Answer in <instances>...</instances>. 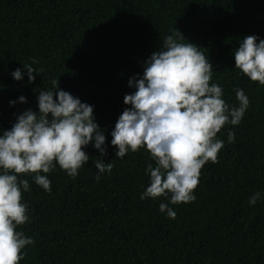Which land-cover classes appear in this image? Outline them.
<instances>
[{"label": "trees", "instance_id": "1", "mask_svg": "<svg viewBox=\"0 0 264 264\" xmlns=\"http://www.w3.org/2000/svg\"><path fill=\"white\" fill-rule=\"evenodd\" d=\"M173 31L209 59V83L222 86L229 105L238 106L237 87L250 103L238 125L217 133L224 141L217 161L201 168L194 201L169 204L176 211L170 219L159 210L167 197L140 199L150 183L146 165L155 166L148 152L117 158L110 141L129 107L124 95L134 91L129 77L142 74L145 59ZM249 34L264 38V0H0V134L26 109L38 111V90L56 79L59 89L94 106L107 146L102 157L85 146L89 160L74 179L59 165L41 173L50 192L20 174L30 186L22 193L29 221L17 230L34 243L19 264H264V198L248 202L264 193V85L234 61ZM24 63L40 70L31 83L11 76L16 68L26 73ZM101 159L113 167L96 180Z\"/></svg>", "mask_w": 264, "mask_h": 264}, {"label": "clouds", "instance_id": "2", "mask_svg": "<svg viewBox=\"0 0 264 264\" xmlns=\"http://www.w3.org/2000/svg\"><path fill=\"white\" fill-rule=\"evenodd\" d=\"M181 34L173 31L164 36L162 45L143 62L142 74L129 77L128 86L134 91L124 95L129 107L118 116L110 141L117 158L141 148L148 152L155 166L146 165L150 183L140 199L167 197L168 203L161 202L159 210L170 219H175L176 211L169 204L194 201L201 168L217 161L224 146L217 133L225 124L238 125L250 103L237 87L238 106L229 105L222 86L209 83L212 63L197 45L182 42ZM234 61L235 69L264 85V38L243 36L234 50ZM37 62L32 58L33 64ZM23 68L26 73L16 68L11 76L19 81L27 75L31 83L34 73H40L32 64L24 63ZM58 82L52 79L51 88L38 90V111L26 109L0 134V264H19L26 246L34 243L17 230L29 221V205L22 193L30 186L20 174H32L31 179L50 192L51 181L44 174L59 165L74 179L89 160L85 146L91 143L101 157L107 152L105 131L96 121L94 106L59 89ZM18 101L24 103L26 97L20 95ZM16 103L9 101L10 106ZM234 138L229 129L227 142L233 143ZM95 167L99 180L101 174L111 172L113 164L101 159L95 160ZM262 198L264 193L257 190L248 202L255 205Z\"/></svg>", "mask_w": 264, "mask_h": 264}]
</instances>
